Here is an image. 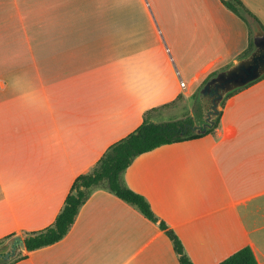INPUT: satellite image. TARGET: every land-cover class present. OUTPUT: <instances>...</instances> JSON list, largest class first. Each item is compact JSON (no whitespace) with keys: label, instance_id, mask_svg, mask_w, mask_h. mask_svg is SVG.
Segmentation results:
<instances>
[{"label":"crops","instance_id":"obj_1","mask_svg":"<svg viewBox=\"0 0 264 264\" xmlns=\"http://www.w3.org/2000/svg\"><path fill=\"white\" fill-rule=\"evenodd\" d=\"M240 1L264 26V0ZM30 12L24 37L6 54L0 44V240L50 226L75 178L144 113L191 99L250 40L220 0H45ZM123 181L193 264L244 247L264 264V78L225 100L211 133L138 156ZM19 253L12 264H179L156 224L102 189L62 240Z\"/></svg>","mask_w":264,"mask_h":264},{"label":"trees","instance_id":"obj_2","mask_svg":"<svg viewBox=\"0 0 264 264\" xmlns=\"http://www.w3.org/2000/svg\"><path fill=\"white\" fill-rule=\"evenodd\" d=\"M220 2L227 10L240 18L248 27L250 40L248 49L245 53L247 54L252 48V39L246 16L255 20L263 30L264 26L248 11L240 0H220ZM215 74L216 72L210 74L203 81L202 85ZM234 93L228 95L227 98L231 97ZM181 99L182 97L180 96L178 101L176 100L170 104L144 113L142 123L135 131L109 146L89 172L77 176L54 222L42 230L24 234L23 243L26 252L30 253L42 249L62 240L69 232L80 208L88 200L92 192L96 189H102L134 207L144 218L156 224L171 242L179 264H193L186 256L182 243L177 235L169 229L162 220L154 215L147 201L141 195L130 190L123 181V173L138 156L151 152L164 145L201 137L191 135L190 133H184L183 136L180 135L182 126L186 120L153 121L155 115L168 112L175 108ZM218 121L219 118L216 126ZM211 132L212 130L208 131L206 134ZM10 237L0 240V250L2 249V244L10 239ZM23 258V256L19 255L7 262H0V264H12ZM218 264H257V262L251 248L244 247Z\"/></svg>","mask_w":264,"mask_h":264},{"label":"water","instance_id":"obj_3","mask_svg":"<svg viewBox=\"0 0 264 264\" xmlns=\"http://www.w3.org/2000/svg\"><path fill=\"white\" fill-rule=\"evenodd\" d=\"M247 21L252 48L247 54L216 72L199 88L197 102L208 104V113L204 116L202 125L189 126L191 135L202 136L213 130L227 96L264 78V30L255 20L248 18ZM183 134L184 131L180 133L181 136ZM18 251L26 253L22 237L15 235L3 245L0 260L7 262L15 257Z\"/></svg>","mask_w":264,"mask_h":264},{"label":"rangeland","instance_id":"obj_4","mask_svg":"<svg viewBox=\"0 0 264 264\" xmlns=\"http://www.w3.org/2000/svg\"><path fill=\"white\" fill-rule=\"evenodd\" d=\"M19 0H0V44L5 45V50L3 54H6L10 51L12 46V41L24 37L23 30H26V26L30 24L29 17L33 14L30 12L31 9L35 7V10L40 6L44 8L45 0H31L34 6L28 8L30 5L28 2L20 5ZM55 1V0H54ZM50 5H53V2L49 1ZM22 15L25 16V19L22 20ZM248 19L249 17L246 16ZM42 23V21H40ZM197 92L196 91L191 99L180 101L176 108L170 110V112H163L164 114L160 115L159 119H164V121L172 120H185L193 111V107L197 102ZM5 244V243H4ZM2 244V247L3 245ZM20 253L16 256H19ZM15 256V257H16ZM14 257V258H15Z\"/></svg>","mask_w":264,"mask_h":264},{"label":"flooded vegetation","instance_id":"obj_5","mask_svg":"<svg viewBox=\"0 0 264 264\" xmlns=\"http://www.w3.org/2000/svg\"><path fill=\"white\" fill-rule=\"evenodd\" d=\"M208 113V104H203L200 102H196L192 113L189 115L187 119H185V123L182 126V131L184 133H190L189 126L194 124L202 125L204 123V116ZM192 118V119H191ZM2 254V252H0ZM0 262H3L0 260Z\"/></svg>","mask_w":264,"mask_h":264},{"label":"built area","instance_id":"obj_6","mask_svg":"<svg viewBox=\"0 0 264 264\" xmlns=\"http://www.w3.org/2000/svg\"><path fill=\"white\" fill-rule=\"evenodd\" d=\"M181 86L183 87V84L181 83Z\"/></svg>","mask_w":264,"mask_h":264}]
</instances>
